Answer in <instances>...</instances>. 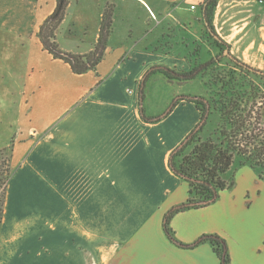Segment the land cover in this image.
<instances>
[{"label":"crops","instance_id":"0c3cea01","mask_svg":"<svg viewBox=\"0 0 264 264\" xmlns=\"http://www.w3.org/2000/svg\"><path fill=\"white\" fill-rule=\"evenodd\" d=\"M82 1L70 0L57 35L67 53L91 52L103 7L115 1L117 9L105 59L96 72L77 75L38 38L56 0H0V77L12 87L23 82L17 130L4 148L11 147L12 176L0 262L15 264L22 247V264H221L208 244L181 249L163 230L167 212L188 198L169 157L199 122L195 104L181 101L158 123L141 115L142 107L155 120L172 102L200 91L176 90L150 114L140 105L142 85L144 102L150 83L174 85L154 68L191 70L184 50L193 38L202 42L191 30H200L201 18L192 21L186 6L196 10L204 0H93L90 7ZM252 1L261 9L254 25H264V6ZM79 28L93 35L79 38ZM219 35L231 48L245 46L236 32ZM236 183L217 206L179 213L171 227L185 244L220 234L232 264H264V182L245 166Z\"/></svg>","mask_w":264,"mask_h":264},{"label":"trees","instance_id":"16d2710c","mask_svg":"<svg viewBox=\"0 0 264 264\" xmlns=\"http://www.w3.org/2000/svg\"><path fill=\"white\" fill-rule=\"evenodd\" d=\"M219 0H204L199 6L204 32L201 40L192 39L184 56L191 65L188 72H178L166 67L152 71L163 74L170 82L189 83L200 80V93L174 101L169 111L155 120L165 119L181 101L195 104L200 118L196 127L174 149L169 157L172 173L188 186L187 200L164 217L163 230L176 247L193 250L210 244L221 264H232L226 241L218 235H203L191 244L177 238L171 227L172 219L179 213L207 208L215 204L220 194L235 187L234 176L238 169L248 166L264 181V71L256 69L231 54L230 45L217 33L214 14ZM70 0H56V8L38 32L43 49L68 64L74 74L97 71L105 59L114 32L117 4L108 2L103 7L99 39L93 50L85 55L63 51L57 35L68 15ZM204 41L214 46L216 55L210 56ZM207 50V52H205ZM229 50V55L225 54ZM205 52V53H204ZM144 103V86H141L140 105ZM12 173L1 178L5 185ZM6 202V188L0 200V227Z\"/></svg>","mask_w":264,"mask_h":264},{"label":"rangeland","instance_id":"374dc122","mask_svg":"<svg viewBox=\"0 0 264 264\" xmlns=\"http://www.w3.org/2000/svg\"><path fill=\"white\" fill-rule=\"evenodd\" d=\"M81 3H83V5L87 3L88 7L94 5L93 0H86V1L83 0ZM186 8H187L186 15L192 18V21L194 17L200 16L201 18V24L199 23V25L201 26L200 30L197 29L196 26H192L191 30L195 36L201 35V33L204 32V26L202 23V13L200 8L198 7L195 11L190 10L189 5L186 6ZM93 10L94 9L91 7V9L89 8V10L85 13L86 20L90 18L88 15H90V13H93ZM260 15H261V9H259L256 3L253 2L252 0H219L214 14V21H215L214 26L218 34L220 33L224 36H227L233 32H236V37L243 38L241 42L245 46H243L242 49L234 48V47L231 48L230 46L231 54L233 55L232 53L233 51L234 54L239 57L238 58L239 60L242 59L241 61L243 60L248 61L250 64L248 63L247 64L250 65L251 67L264 71V37H262L264 31L258 30V28L264 27V25L262 24L254 25L255 18L257 16H259L260 18ZM90 20L92 19L90 18ZM77 31L79 33L76 34L77 37L82 39L85 38L86 36L87 38H90L93 35L91 29L87 34H83L80 28L77 29ZM253 40H255L257 44L252 48L245 50L246 49L245 47L249 44V42ZM204 45L205 48L208 50L209 57L216 55L217 51L215 50L214 46L208 44V42L205 41H204ZM207 50L205 52H207ZM243 51H245V54H243ZM160 75L166 78L164 75L162 74ZM14 82L15 85L14 87H12L11 81L8 80V78L4 79V77L2 76L0 77V180L1 178L5 179L9 173H12L9 163L11 157V147L7 149L4 148H6L7 144L13 140L14 134L17 130V120L19 117V108L22 100L20 92L23 84V82L21 81L20 82L14 81ZM201 89H202V85L200 83V80H195L189 83H182L181 85L178 82L174 81L173 86H165L160 82H157L156 85L153 86L152 83H150L146 92L144 108L146 112L150 114V109H152L153 107L159 109L161 105H163L167 97H169V95L176 90H178V92H181L183 94H193L201 91ZM170 107L171 104L168 106L167 110ZM251 170L253 171V169ZM236 173L234 176L235 186L237 184ZM5 188L7 195L8 185L7 184L5 185V183L3 184V182L0 181V200L3 196ZM234 189L235 187L232 190L223 191L220 194L219 200L215 204L209 206V208L217 206L221 202V197L227 193H232ZM222 205L223 204H221L220 206ZM217 210H219V207L218 209H216V211ZM212 226H214V228H220L219 226H216L215 223H213ZM1 235L2 234L0 230V237ZM205 235H210V234H205ZM213 235H218L226 241V239L220 234L215 233ZM208 245L211 246L210 244ZM16 253L17 254L14 257L16 262L15 264H22L25 253L24 249L21 247V249L19 251L17 250Z\"/></svg>","mask_w":264,"mask_h":264},{"label":"built area","instance_id":"2783aa9c","mask_svg":"<svg viewBox=\"0 0 264 264\" xmlns=\"http://www.w3.org/2000/svg\"><path fill=\"white\" fill-rule=\"evenodd\" d=\"M256 1L264 6V0H256ZM192 10H195L194 6H192Z\"/></svg>","mask_w":264,"mask_h":264},{"label":"water","instance_id":"95a60500","mask_svg":"<svg viewBox=\"0 0 264 264\" xmlns=\"http://www.w3.org/2000/svg\"><path fill=\"white\" fill-rule=\"evenodd\" d=\"M225 54L228 56L229 55V50H226Z\"/></svg>","mask_w":264,"mask_h":264},{"label":"bare ground","instance_id":"6f19581e","mask_svg":"<svg viewBox=\"0 0 264 264\" xmlns=\"http://www.w3.org/2000/svg\"><path fill=\"white\" fill-rule=\"evenodd\" d=\"M0 264H3V261H1Z\"/></svg>","mask_w":264,"mask_h":264}]
</instances>
